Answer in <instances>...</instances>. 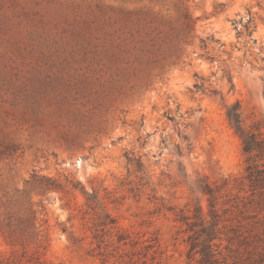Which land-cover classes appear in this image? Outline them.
<instances>
[{
  "label": "rangeland",
  "instance_id": "obj_1",
  "mask_svg": "<svg viewBox=\"0 0 264 264\" xmlns=\"http://www.w3.org/2000/svg\"><path fill=\"white\" fill-rule=\"evenodd\" d=\"M237 101L264 122V0H0V261L200 264L216 199L223 264H264Z\"/></svg>",
  "mask_w": 264,
  "mask_h": 264
},
{
  "label": "trees",
  "instance_id": "obj_2",
  "mask_svg": "<svg viewBox=\"0 0 264 264\" xmlns=\"http://www.w3.org/2000/svg\"><path fill=\"white\" fill-rule=\"evenodd\" d=\"M252 18L249 17L248 24H250ZM249 29V27H248ZM252 32H249L251 34ZM227 120L234 130L235 134L240 138L243 153L246 156V179L249 181L251 186L254 188L264 189V122H257L252 126L246 125V119L244 118L243 111L240 103L237 101L227 108ZM187 140V138H185ZM189 145V144H188ZM190 147V145L188 146ZM204 194H209L212 198L214 197V190L210 186L206 185L203 189ZM87 206L90 210H94V196L88 194ZM96 199V198H95ZM216 200V199H215ZM215 200L212 204L213 212H215V217L210 221L206 222L205 219L201 217V210L199 209L200 216V230L196 231L192 236H190V253L199 254L201 256L200 264H223L225 260H221V251L219 248L220 244L214 243L220 232L219 222L215 220L218 217L215 209ZM104 220H100L97 223V227H101V231L107 229L111 226V229H115L117 220L106 210L103 209ZM182 219L186 220L187 217ZM191 225L190 227H192ZM194 227V226H193ZM193 231V228L190 229ZM108 232V231H107ZM106 234V233H105ZM100 235L97 233L94 239H99ZM125 240L123 235L118 236V242ZM101 242L99 241L98 249H101ZM102 257H106L105 252L100 251L99 254ZM106 258H104V261ZM0 264H10V262L0 261ZM22 264V263H19ZM34 264H42L40 261H36Z\"/></svg>",
  "mask_w": 264,
  "mask_h": 264
}]
</instances>
